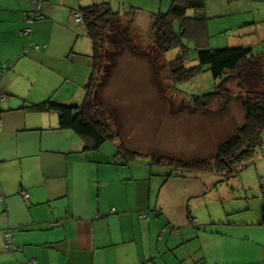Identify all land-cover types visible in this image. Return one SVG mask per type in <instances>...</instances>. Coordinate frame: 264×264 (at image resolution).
Listing matches in <instances>:
<instances>
[{
    "label": "crops",
    "instance_id": "crops-1",
    "mask_svg": "<svg viewBox=\"0 0 264 264\" xmlns=\"http://www.w3.org/2000/svg\"><path fill=\"white\" fill-rule=\"evenodd\" d=\"M159 1L158 13L132 16L134 31L151 29L162 1L169 9L174 0ZM95 2L45 0L44 18L24 36L31 0H0V264L261 263L240 247L248 238L241 229L259 224L231 218L239 211L212 218L193 209L191 201L207 194L203 180L135 175L109 151L85 149L81 137L59 128L57 113L31 109L82 103L92 48L73 16ZM203 2L185 15L225 16L212 0ZM232 15L249 17L238 29L256 34L264 48V7ZM9 227L18 251H5Z\"/></svg>",
    "mask_w": 264,
    "mask_h": 264
},
{
    "label": "rangeland",
    "instance_id": "rangeland-1",
    "mask_svg": "<svg viewBox=\"0 0 264 264\" xmlns=\"http://www.w3.org/2000/svg\"><path fill=\"white\" fill-rule=\"evenodd\" d=\"M95 1L96 4L109 3L113 12H119L125 18L137 12L158 13L161 5L159 0H123V6L120 5L122 0ZM212 1L225 16H207L204 24L208 32L204 39L206 49L251 45L255 52L264 51L260 45H255L256 34L238 29L243 19L249 17L232 15L245 9L256 11L263 8L264 0ZM162 3L160 12H166L170 2ZM246 16L249 14L246 13ZM179 27L180 24H174L177 34L181 32ZM125 28V22L117 25L122 42L107 37L106 64L97 90L98 102L104 108L107 121L117 132L118 140L105 142L98 151H109L114 159L119 145H123L140 154L135 161L130 162L129 168L135 170V175H151L152 178H161L160 183H164L168 179H176L167 176L182 172V169L174 166L175 160L186 162L214 156L218 145L231 137L235 129L244 123V111L237 100L227 110L219 103L213 104L205 112L195 110L192 97L212 93L218 84L207 68L204 67L205 71L189 81L174 82L171 74L176 66L166 62L179 58L183 50L180 47L174 48L161 57L148 37H145L150 27L142 26L136 28V31L134 27ZM181 33V42L187 47L185 65L190 68L197 65L196 46L202 44L203 38L199 36L200 41L190 39ZM160 157L163 158L158 163ZM117 159L122 161L121 158ZM172 159L174 165L171 164ZM248 163L250 166L241 169L236 175L229 172L219 174L212 170L195 173L196 178L177 180H203L207 188L206 196L191 201L196 213L205 212L206 216L211 214L212 218H217V213L219 215L221 210L228 209L239 211L231 215L238 223L249 221L259 224L241 229L242 235L248 238L240 247L248 251L251 257L257 258V261H262L257 264H264V131L262 143Z\"/></svg>",
    "mask_w": 264,
    "mask_h": 264
},
{
    "label": "trees",
    "instance_id": "trees-1",
    "mask_svg": "<svg viewBox=\"0 0 264 264\" xmlns=\"http://www.w3.org/2000/svg\"><path fill=\"white\" fill-rule=\"evenodd\" d=\"M203 0H183L179 5L174 0L164 13L153 16V24L147 36L151 45L161 55L180 47L182 55L168 65L176 66L171 77L174 82L189 81L205 71L218 82L212 93L192 97V105L200 112L208 111L215 103L227 110L229 105L237 100L244 111V123L235 129V133L222 141L214 156L195 158L190 161L175 160L176 168L181 173L167 176L168 178H193L195 173H206L216 170L219 174L226 172L236 175L248 168L249 161L254 157L262 143L264 131V51L255 52L250 46H236L220 49H206L204 39L207 31L204 26L206 19L202 17L186 16L190 9L202 10ZM81 18V25L85 36L91 43L92 71L84 85V98L80 105L67 106L52 101H46L31 107L35 111L55 112L59 117V128L73 131L82 138L85 149L97 151L107 141H117L118 135L112 124L107 121L103 106L98 102L97 90L100 77L106 64L105 50L107 37L123 41L117 25L125 22L127 27H135L133 18H125L119 12H113L109 3H101L80 8L77 13ZM180 24L178 30L190 39L203 38L201 45H197V65L186 67V50L180 33L174 30V24ZM125 28V29H126ZM200 36V38H199ZM118 53H116L117 55ZM116 158H121L123 164L135 161L140 155L123 145H119ZM119 156V157H118ZM160 157L158 163H161ZM170 159V158H168ZM171 160V159H170ZM248 163V164H247ZM196 178V177H194ZM195 221L190 220L195 226ZM262 223L264 224V218ZM199 227V226H198ZM197 228V226H196ZM203 229V228H201ZM14 252V251H13Z\"/></svg>",
    "mask_w": 264,
    "mask_h": 264
},
{
    "label": "built area",
    "instance_id": "built-area-1",
    "mask_svg": "<svg viewBox=\"0 0 264 264\" xmlns=\"http://www.w3.org/2000/svg\"><path fill=\"white\" fill-rule=\"evenodd\" d=\"M45 0H31L32 5V12L24 17V24L25 27L22 30V35L28 36L31 33V26L44 18L42 13L43 3ZM73 19L76 23H80L81 18L78 14H74ZM5 99V95L0 93V101H3ZM1 125V120H0ZM21 196L26 198L27 194L22 192ZM54 226V224H53ZM162 236V232L160 234ZM3 242L5 245V251L7 252H13L15 250H19L18 248H15L13 245L14 242V236H13V229L7 228L5 232L3 233ZM31 264H35V262H31Z\"/></svg>",
    "mask_w": 264,
    "mask_h": 264
}]
</instances>
